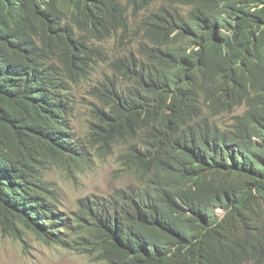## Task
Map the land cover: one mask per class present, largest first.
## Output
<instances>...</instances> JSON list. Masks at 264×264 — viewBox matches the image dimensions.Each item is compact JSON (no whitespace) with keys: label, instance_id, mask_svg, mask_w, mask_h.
Listing matches in <instances>:
<instances>
[{"label":"trees","instance_id":"trees-1","mask_svg":"<svg viewBox=\"0 0 264 264\" xmlns=\"http://www.w3.org/2000/svg\"><path fill=\"white\" fill-rule=\"evenodd\" d=\"M111 40L123 85L95 77ZM91 149L131 181L70 216L44 175ZM22 227L94 264H264V0H0V230Z\"/></svg>","mask_w":264,"mask_h":264},{"label":"rangeland","instance_id":"rangeland-1","mask_svg":"<svg viewBox=\"0 0 264 264\" xmlns=\"http://www.w3.org/2000/svg\"><path fill=\"white\" fill-rule=\"evenodd\" d=\"M124 44L119 40L105 42L100 47V62L97 69V79H112L115 84L123 85L121 74L111 68L112 60L123 52ZM131 49V46H128ZM110 56V57H109ZM73 116L72 124L75 136L81 138L89 133L92 123L91 109L100 105L95 99L91 83H82L73 87ZM243 107L236 108L241 112ZM87 166L78 170L67 171L56 162L46 170L44 180L49 190L48 194L58 203L61 210L68 215L77 211L81 200L95 195L103 196L112 192L116 187L128 183V176L121 177L118 169L117 153L110 152L101 156L97 150H89ZM0 264H94L89 258L79 252L64 249L59 246L45 245L36 236L20 228L14 235L0 230Z\"/></svg>","mask_w":264,"mask_h":264},{"label":"clouds","instance_id":"clouds-1","mask_svg":"<svg viewBox=\"0 0 264 264\" xmlns=\"http://www.w3.org/2000/svg\"><path fill=\"white\" fill-rule=\"evenodd\" d=\"M238 107H243V109L241 110V112H235V110H236V108H238ZM234 109V113H236V114H241L242 112H243V110H244V106L243 105H238V106H236L235 108H233ZM226 116H229V114H226Z\"/></svg>","mask_w":264,"mask_h":264},{"label":"bare ground","instance_id":"bare-ground-1","mask_svg":"<svg viewBox=\"0 0 264 264\" xmlns=\"http://www.w3.org/2000/svg\"><path fill=\"white\" fill-rule=\"evenodd\" d=\"M189 7H187V9H188Z\"/></svg>","mask_w":264,"mask_h":264}]
</instances>
